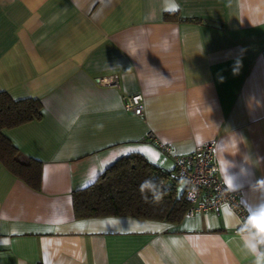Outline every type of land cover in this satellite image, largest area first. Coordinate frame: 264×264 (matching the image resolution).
<instances>
[{
	"label": "crops",
	"instance_id": "obj_1",
	"mask_svg": "<svg viewBox=\"0 0 264 264\" xmlns=\"http://www.w3.org/2000/svg\"><path fill=\"white\" fill-rule=\"evenodd\" d=\"M262 49L264 0H0V92L42 104L3 131L42 169L33 190L0 163V264H254L227 205L77 219L73 192L134 153L172 170L147 132L175 155L215 140L249 221L264 206ZM113 75L119 88L97 83ZM133 94L142 116L123 109Z\"/></svg>",
	"mask_w": 264,
	"mask_h": 264
},
{
	"label": "trees",
	"instance_id": "obj_2",
	"mask_svg": "<svg viewBox=\"0 0 264 264\" xmlns=\"http://www.w3.org/2000/svg\"><path fill=\"white\" fill-rule=\"evenodd\" d=\"M39 99L14 100L0 92V163L33 190L41 184V162L23 155L4 135L5 129L42 117ZM172 170L163 169L138 153L109 165L88 186L73 192L77 219L126 215L169 223L182 220L187 209L185 186L177 189ZM145 181L150 186L142 187Z\"/></svg>",
	"mask_w": 264,
	"mask_h": 264
},
{
	"label": "built area",
	"instance_id": "obj_3",
	"mask_svg": "<svg viewBox=\"0 0 264 264\" xmlns=\"http://www.w3.org/2000/svg\"><path fill=\"white\" fill-rule=\"evenodd\" d=\"M261 54L264 55V49ZM105 87L119 88L117 75L97 79ZM123 109L136 116L143 115V97L141 94L122 95ZM153 141L160 150L172 158L174 165L173 179L184 183L187 209L184 216L217 210L222 205L233 209L243 220L239 230L247 223V214L241 205V192L227 186L217 175L216 141L210 140L185 155H175L170 145L160 142L152 132L144 135ZM256 231L255 228L252 229Z\"/></svg>",
	"mask_w": 264,
	"mask_h": 264
},
{
	"label": "clouds",
	"instance_id": "obj_4",
	"mask_svg": "<svg viewBox=\"0 0 264 264\" xmlns=\"http://www.w3.org/2000/svg\"><path fill=\"white\" fill-rule=\"evenodd\" d=\"M175 7L178 8L179 5L177 4ZM253 25L255 26L254 23ZM147 186H150L149 181H145L142 185V187ZM248 219L249 221H253V223H251V225L246 223L239 233L242 246L248 254L255 258L254 264H264V229L255 223L257 220L264 221V206L252 213ZM253 228H255L256 231H253Z\"/></svg>",
	"mask_w": 264,
	"mask_h": 264
},
{
	"label": "snow or ice",
	"instance_id": "obj_5",
	"mask_svg": "<svg viewBox=\"0 0 264 264\" xmlns=\"http://www.w3.org/2000/svg\"><path fill=\"white\" fill-rule=\"evenodd\" d=\"M172 10H174V6H173ZM255 223H256L259 227H261L262 229H264V221L257 220V221H255Z\"/></svg>",
	"mask_w": 264,
	"mask_h": 264
},
{
	"label": "rangeland",
	"instance_id": "obj_6",
	"mask_svg": "<svg viewBox=\"0 0 264 264\" xmlns=\"http://www.w3.org/2000/svg\"><path fill=\"white\" fill-rule=\"evenodd\" d=\"M183 188H184V183L179 182V183L177 184V189H178V191L181 192V191L183 190Z\"/></svg>",
	"mask_w": 264,
	"mask_h": 264
}]
</instances>
